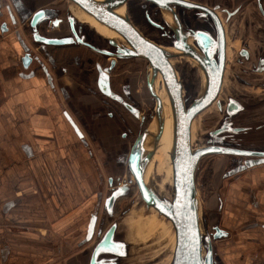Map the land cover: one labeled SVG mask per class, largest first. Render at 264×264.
<instances>
[{"label": "crops", "instance_id": "crops-1", "mask_svg": "<svg viewBox=\"0 0 264 264\" xmlns=\"http://www.w3.org/2000/svg\"><path fill=\"white\" fill-rule=\"evenodd\" d=\"M3 2L0 20L9 29H0V264H79L104 219L105 173L81 139L75 111L82 112L73 111L69 99L81 107L88 102L79 98L73 69L65 73L56 62L62 46L47 47L55 66L39 51L33 66H23L24 50L36 49L11 2ZM230 192L238 246L221 258L224 264H264L258 243L264 246V230L251 222L264 223V166L246 169Z\"/></svg>", "mask_w": 264, "mask_h": 264}, {"label": "flooded vegetation", "instance_id": "flooded-vegetation-1", "mask_svg": "<svg viewBox=\"0 0 264 264\" xmlns=\"http://www.w3.org/2000/svg\"><path fill=\"white\" fill-rule=\"evenodd\" d=\"M39 1L23 0L26 5L23 12L28 14L30 6L36 5ZM124 7L130 21L141 33L158 45L176 49L177 52L170 61L183 82L185 97L190 96L195 77H200V86L202 85L201 70L199 65L176 45L185 46V51L190 50L204 55L201 37L207 38L209 41L206 39L205 41L212 43L210 48L212 57L218 62L223 58V94L228 91L243 101L247 100L251 106L245 111L249 112L250 117L247 116L248 119H245L243 113L239 116L238 123L253 124L256 111L264 108V102L262 98L253 102L252 96L243 97L238 93L242 92L240 89L246 90L245 87L257 89L261 87L264 90V81L256 85L257 80L253 77L264 73V0H127ZM71 10L77 18V24L85 22L90 26L85 28L81 25L79 28L89 38L106 46L111 37L97 32L89 20ZM168 12L172 15L171 18L166 14ZM198 33H202L203 36H198ZM59 50L62 52L60 56L57 55L59 60L55 57L58 60L56 62L65 73H70V68L73 69L72 73L76 74L74 78L78 82L79 90L90 97L88 103H84V107H81V103L78 105L76 100L69 99L71 102L74 101L71 109L76 106L82 112L81 115L73 110L80 122L81 139L98 171L105 174L108 171L112 172L114 181L117 178L122 179L123 174L128 172V156L133 145L157 115V102L152 96L151 88L159 76L154 77L155 80H149L150 68L144 59H114L81 44L62 46ZM40 66L43 67V64ZM219 100L221 106L216 102L214 104L223 114L226 112L227 102L222 96ZM222 118L223 116L220 120ZM258 124H263V128L258 132H264V121ZM158 148L159 146L155 152ZM230 160V168L228 167L223 175L228 185L238 179L246 169L229 175L227 173L245 165L249 158L230 155ZM256 166H264V163ZM109 181L107 175L103 178L100 188L108 186ZM105 199L106 195L103 202ZM226 220L230 219L223 215L222 219L212 226V234L216 232V227L228 232L221 240H215L217 253L220 249L226 248L224 244H218L220 241L238 240L237 231L225 227ZM251 222L255 223L254 227L264 230V223L255 222L253 219ZM105 226L107 219L102 220L98 234L106 230ZM128 241L132 248L131 239ZM258 243L261 246L260 250L263 249L262 242Z\"/></svg>", "mask_w": 264, "mask_h": 264}, {"label": "water", "instance_id": "water-1", "mask_svg": "<svg viewBox=\"0 0 264 264\" xmlns=\"http://www.w3.org/2000/svg\"><path fill=\"white\" fill-rule=\"evenodd\" d=\"M9 1L15 8L20 22L29 33L31 42L36 49L27 48L24 50L22 63L25 68H28L35 60L36 51L48 55L50 63L55 66L56 62L47 47L81 44L101 54L112 56L114 59H144L148 62L153 78L158 74L161 75L173 107L178 143L177 153L175 156L173 155L172 161L173 192L167 198H162L151 185L145 184V170L153 156L152 149L157 145L153 142L151 150L145 152L144 140L148 129L139 136L131 149L128 156V173L132 175V180L135 181L147 207L155 208L172 222L176 243L170 264H224L217 253L215 240L227 236L228 232L219 227H216L214 234L209 232L201 210L197 172L203 158L211 155L249 158L245 161V165L229 171L228 175L264 163V132H258L263 128V124L242 125L238 123L239 116L251 106L228 91L224 93L225 95L223 94V58L219 62L212 55L201 59L196 53L190 54L185 51V46L176 45L178 49L183 50L185 55L198 60L211 79V82L207 81L205 88H203V84L201 85L196 96L190 94L189 97H185L183 82L170 61V58L175 54L141 33L130 21L128 15L125 19L120 18L101 0H61L58 4L48 6L36 3V5L30 6L29 17L27 12H23L26 9L23 0ZM126 2L127 0H117V6H124ZM3 6L4 2L0 0V12ZM73 6L79 7L99 23L117 33L123 43L111 38L105 46L89 38L79 28L81 25L90 28L89 23L77 24V18L71 10ZM61 27L67 29V32L49 33V30ZM0 29L2 32L8 31V23L2 22ZM198 36L203 35L198 33ZM205 39L208 40L201 37L202 48L204 52H208L211 50L212 43ZM220 96L227 102L226 112L222 114L223 118L219 120L215 128L204 135L202 140L198 138L194 145L193 122L215 102L221 106ZM160 108L161 103L159 102L155 117L159 124L161 122ZM253 134L254 140H251L250 135ZM259 134L262 135L259 136V139L263 141H258ZM107 174L110 188L104 201V213L112 217L116 202L127 194L130 182L121 178L114 181L112 172L108 171ZM114 219L106 230L99 232L92 246L81 254L83 264H123L127 258H130L129 241L121 237L119 219Z\"/></svg>", "mask_w": 264, "mask_h": 264}, {"label": "rangeland", "instance_id": "rangeland-1", "mask_svg": "<svg viewBox=\"0 0 264 264\" xmlns=\"http://www.w3.org/2000/svg\"><path fill=\"white\" fill-rule=\"evenodd\" d=\"M72 9L83 18L89 20L97 32L106 36H111L115 33L99 23L95 18L81 10L79 7L73 6ZM115 34L121 40L120 36L117 33ZM33 62L31 63V66H33ZM253 77L257 80L256 85H259L260 82L264 81V73L254 75ZM161 82L162 80L159 75V77H157V81L154 83L155 87L157 88ZM192 88L193 89H191L189 93L192 96H196L201 88L199 76L195 77L194 87ZM245 88L246 90L240 89L242 92L238 93L239 96L247 97L250 95L253 97L251 101L257 102L262 98L264 102V90L261 87L258 89L253 87ZM79 92L81 91L79 90ZM80 95L81 98L85 99L87 102L90 100V97L87 96L86 93L81 92ZM245 102L248 103L247 100H245ZM256 112L257 115L254 118L255 123L253 122V124H258L264 121V108L259 109ZM244 116L246 117L245 119H248L247 116L250 117L249 112H245ZM221 117L222 114L218 111L215 104L206 111L202 112L192 124L193 144H196L198 138L202 140L204 135H206L209 130L215 128ZM253 136L254 134L250 135L251 140H254ZM259 136L262 135L259 134L258 139ZM258 141L263 140L259 139ZM165 142L167 141L159 143V148L155 152L154 156L151 157L150 174L152 182L159 188L160 195L164 194L169 196V194L173 192L172 165L169 145ZM230 161V155L207 156L201 161L197 172L199 200L203 218L207 222L209 232L212 231V226L217 224V222L222 219L223 215L230 219L231 211L234 209L232 208L230 202V188L232 184L228 185V181H226L223 177L227 168H230ZM114 174L119 176L117 173ZM107 175L108 174L106 173L105 177H107ZM122 180H129V191L116 202L114 215L112 217H109L106 213H104V209L102 212L104 218L103 220L107 219L106 228L112 224L115 220L114 218H117L119 219V231L121 232V237L126 238L127 240L131 239V256L129 259L127 258L123 264H170L175 247V231L172 223L165 217L161 216L153 208L147 207L145 202L142 200L138 187L135 181L132 180V175L130 173L127 172L125 175L123 174ZM105 187L106 188H103L102 191L105 190V195L107 196L110 187L109 185H105ZM242 213L248 214L249 210L245 208ZM228 222H225V224H229L230 227V222ZM99 229L97 230L93 243L98 237ZM241 241V245L246 243L243 240ZM220 243L224 244V247H226L225 250L220 249L218 251L219 256H222V258L223 256L225 257V253H223V251H230L231 247H228L229 245L238 246V242L234 240H223L218 244ZM215 244L217 246V243ZM81 259L79 264H82Z\"/></svg>", "mask_w": 264, "mask_h": 264}, {"label": "bare ground", "instance_id": "bare-ground-1", "mask_svg": "<svg viewBox=\"0 0 264 264\" xmlns=\"http://www.w3.org/2000/svg\"><path fill=\"white\" fill-rule=\"evenodd\" d=\"M101 1L104 2V5L107 8L109 7L120 18H122V19L127 18L128 14L125 11V7L124 6H121V7L117 6V0H101ZM166 14H168L169 17L172 16L169 12L166 13ZM110 37L113 38V39H116L119 43H123V41H121L117 37V35L115 33L112 34ZM166 49L169 50L172 53H176L177 52L176 49H169V48H166ZM187 51L190 54L193 53V51H190V50H187ZM196 54H198V53H196ZM210 56H211V52L210 51L205 52L204 55L198 54V57L201 58V59H203V58L206 59V58H208ZM188 57L192 61H194L195 63H197L199 65L200 70H201L203 88H205L207 81L211 82V79L209 78L208 73L206 72V70L203 67V65H201L199 63L198 60H196L195 58L190 57V56H188ZM159 75L160 74H158L157 76H159ZM157 76H155V78ZM160 77H161V75H160ZM155 78H153L152 71L150 70L149 80H153V79L155 80ZM161 80H162V82H161L162 85L160 83L157 88L155 87V85L152 88V96L155 97L157 105H158L159 102L161 103V108H160L161 122L159 124V121L156 118H154L153 121L151 122V124L147 127L148 133H147V135L145 137V140H144V147H145V152H148V150H151V143H153V142L156 143L157 145L152 149L153 155H154L155 149L159 146V143L167 141L165 143H167L169 145L171 165H172L173 155L174 156L176 155L177 146H178L177 145L178 143H177V138H176V132H175L176 131L175 130V119H174L173 107L171 105V101H170L169 95H168V93H167V91L165 89V84H164V81H163L162 77H161ZM150 173L151 172H150V162H149V164H148V166H147V168L145 170V175H144L145 184L147 186L151 185L157 191V193H158V195L160 197L167 198L168 196H166L164 194L160 195L159 188L157 186H155L154 183L152 182ZM172 180H173V166H172ZM151 208H153V207H151ZM153 209L155 211H157L155 208H153ZM161 216H163V215H161ZM163 217H165V216H163ZM175 243H176V239H175Z\"/></svg>", "mask_w": 264, "mask_h": 264}, {"label": "snow or ice", "instance_id": "snow-or-ice-1", "mask_svg": "<svg viewBox=\"0 0 264 264\" xmlns=\"http://www.w3.org/2000/svg\"><path fill=\"white\" fill-rule=\"evenodd\" d=\"M37 39H39V37H37ZM133 167L135 168V167H136V165L134 164V165H133Z\"/></svg>", "mask_w": 264, "mask_h": 264}, {"label": "built area", "instance_id": "built-area-1", "mask_svg": "<svg viewBox=\"0 0 264 264\" xmlns=\"http://www.w3.org/2000/svg\"><path fill=\"white\" fill-rule=\"evenodd\" d=\"M1 24H2V22H1V20H0V27H1Z\"/></svg>", "mask_w": 264, "mask_h": 264}]
</instances>
